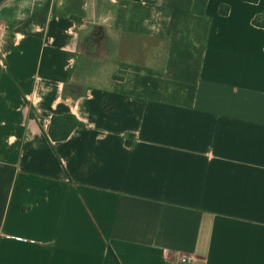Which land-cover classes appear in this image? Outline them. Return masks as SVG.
I'll use <instances>...</instances> for the list:
<instances>
[{"label": "crops", "instance_id": "crops-1", "mask_svg": "<svg viewBox=\"0 0 264 264\" xmlns=\"http://www.w3.org/2000/svg\"><path fill=\"white\" fill-rule=\"evenodd\" d=\"M194 4L0 0V264H264V0Z\"/></svg>", "mask_w": 264, "mask_h": 264}, {"label": "rangeland", "instance_id": "rangeland-1", "mask_svg": "<svg viewBox=\"0 0 264 264\" xmlns=\"http://www.w3.org/2000/svg\"><path fill=\"white\" fill-rule=\"evenodd\" d=\"M129 43L131 46L139 47L140 52H135L132 56H147L149 52L153 50H157L160 53L163 52L164 46L162 44L146 41V40H129L127 38H120V43ZM157 45V46H156ZM110 48H114V45L111 43L110 38L106 31L102 32L98 28H92L89 38L83 40L81 57L84 56L87 58L89 62V66L86 68L85 74L89 76H93L96 74H100L103 78L96 79V83L98 86L103 85V81L108 80V76L111 74V70L107 67L108 63L104 61L100 63L98 59H108V50ZM154 48V49H153ZM135 51H139L138 48L133 49ZM112 55V54H111ZM131 56V55H130ZM89 57H93V61H89ZM143 61V59H141ZM152 62V61H151ZM161 62V56L158 54V58L154 64H159ZM103 79V80H102Z\"/></svg>", "mask_w": 264, "mask_h": 264}, {"label": "trees", "instance_id": "trees-1", "mask_svg": "<svg viewBox=\"0 0 264 264\" xmlns=\"http://www.w3.org/2000/svg\"><path fill=\"white\" fill-rule=\"evenodd\" d=\"M209 0H195L194 4V13L198 15H205L206 6ZM245 2L257 3L258 0H243ZM229 12V8L227 6H223L220 9V13L222 15H227ZM76 21L80 22L81 20L78 18H74ZM254 25L260 28H264V14L258 16L254 20ZM95 28V27H94ZM102 32L105 30L103 28H99ZM89 66V62L86 57L82 56L80 60V66L78 67L77 74L85 75L86 68ZM86 94V91L74 84L66 85L64 87V95H71L74 98H80ZM82 123L72 115H67L60 118H54L52 121V128L50 131V139L54 142L64 141L70 137L72 132L76 127L81 125Z\"/></svg>", "mask_w": 264, "mask_h": 264}, {"label": "built area", "instance_id": "built-area-1", "mask_svg": "<svg viewBox=\"0 0 264 264\" xmlns=\"http://www.w3.org/2000/svg\"><path fill=\"white\" fill-rule=\"evenodd\" d=\"M191 261L192 260L190 258H181L180 263L181 264H190Z\"/></svg>", "mask_w": 264, "mask_h": 264}]
</instances>
